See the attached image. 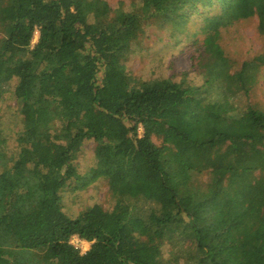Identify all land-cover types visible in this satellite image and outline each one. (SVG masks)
Listing matches in <instances>:
<instances>
[{"label": "trees", "instance_id": "16d2710c", "mask_svg": "<svg viewBox=\"0 0 264 264\" xmlns=\"http://www.w3.org/2000/svg\"><path fill=\"white\" fill-rule=\"evenodd\" d=\"M136 1L113 12L103 0H0V97L15 79L21 126L8 156L0 129V264H165L161 248L178 232L193 246L189 264H264V164L234 162L238 144L264 150V110L244 100L264 53L231 72L218 44L222 26L252 16L264 36V0ZM198 9L209 11L202 84L134 83L124 59L144 27L183 24ZM88 140L136 162L109 182L110 211L93 205L71 219L62 190L97 176L74 164ZM191 152L219 160L208 182L195 179L204 169ZM73 235L90 249L80 254Z\"/></svg>", "mask_w": 264, "mask_h": 264}, {"label": "rangeland", "instance_id": "374dc122", "mask_svg": "<svg viewBox=\"0 0 264 264\" xmlns=\"http://www.w3.org/2000/svg\"><path fill=\"white\" fill-rule=\"evenodd\" d=\"M110 9L118 12H131L137 7L136 0H103ZM220 12L216 9L214 13ZM203 14L208 15L207 9H198V14L183 24L154 19L144 27V33L130 47L124 59L126 72L134 83L147 82L161 78H172L179 81L183 76L186 81L194 86L202 84V75L196 70V63L200 56V66L208 61V31L204 27ZM202 15V16H201ZM36 37V40H35ZM37 41L38 35L35 34ZM225 58L231 62V72L240 69L245 61H251L255 56L264 53V36L257 31V18L239 20L222 26L218 38ZM16 80H12L5 87V92L0 97L1 127L5 138V152L11 154L14 148L15 135L20 129V117L17 114V105L13 97ZM247 103L264 110V66L257 73L256 83L252 86L248 96L244 99ZM142 133L140 128L139 134ZM159 146L160 141L153 139ZM234 162L239 167H253L260 169L264 164V150L260 144L241 143L237 145ZM195 156V157H193ZM109 157V159H108ZM97 158V160H96ZM191 165L204 169L203 174L195 176L199 182L209 181L212 171L219 168V160L216 157L198 156L194 153L186 155ZM98 161V164H97ZM133 162H136L135 160ZM133 162L130 158L122 159L118 156H109L105 146L93 140L85 141L77 155L74 164L78 174L95 172L96 178L82 190H73V181L61 192L62 212L73 219L81 212L93 205H100L104 210L110 211L114 204L113 193L109 182L119 184L123 177L132 175ZM256 174H259L257 171ZM120 190V186H118ZM147 191V188L145 189ZM147 194V193H146ZM147 196V195H146ZM143 206L142 201L138 207ZM144 207V206H143ZM142 208V207H141ZM188 238L180 233L174 239L167 241L161 248V258L165 264H189L188 255L193 251V246ZM91 243L82 245V249L76 248L80 254L90 249Z\"/></svg>", "mask_w": 264, "mask_h": 264}, {"label": "built area", "instance_id": "2783aa9c", "mask_svg": "<svg viewBox=\"0 0 264 264\" xmlns=\"http://www.w3.org/2000/svg\"><path fill=\"white\" fill-rule=\"evenodd\" d=\"M35 34L38 35L37 32H36ZM34 37H35V35H34ZM34 37H33L32 41H31V45H32V46L36 43L35 41H33V40H34ZM35 40H36V37H35ZM139 130H140V128H139ZM68 243H69L71 246H73L75 249H76V248H78V249H79V248L82 249V245L87 244L88 242H86V241L80 239L77 235H73V236L70 237Z\"/></svg>", "mask_w": 264, "mask_h": 264}]
</instances>
